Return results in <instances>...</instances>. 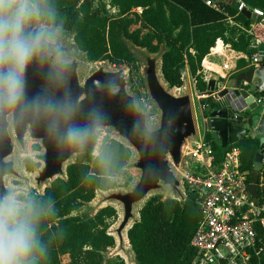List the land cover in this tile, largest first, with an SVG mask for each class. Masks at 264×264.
<instances>
[{
    "label": "trees",
    "instance_id": "16d2710c",
    "mask_svg": "<svg viewBox=\"0 0 264 264\" xmlns=\"http://www.w3.org/2000/svg\"><path fill=\"white\" fill-rule=\"evenodd\" d=\"M36 2L39 7H47L42 13L49 25L74 34L77 48L86 54L90 63L109 62L116 68L126 66L136 74L139 67L129 46L132 44L151 54L163 53L162 72L171 88H182L184 74L189 70L202 93L208 89L200 76L205 66L225 71L223 65L206 63V59L219 40L226 41L229 32L236 33L239 29L231 27L229 21H236L248 31L251 29L253 21L239 12V3L264 13V0H218L217 8L209 7L206 0H112L118 9L117 16L110 15L103 7L93 9L89 2L79 8L80 0ZM136 9H141L142 13H134ZM48 12L54 13V18H49ZM138 23L148 30L146 34L132 30ZM263 23H257L255 33L264 42ZM253 38L245 31L239 32L236 41L231 42L232 47L237 52L248 53ZM246 68L248 65L240 61L236 71ZM207 139L213 147L211 164L218 166L224 161L228 148L218 145L212 133H208ZM261 139L248 137L236 144L241 149L242 170L250 179ZM94 148L95 142L89 154L78 157V162L68 168L66 180H57L43 196L26 200L43 209L38 233L45 253L38 264H62L64 255L70 256L72 264H110L104 255L116 246V239L109 230L111 222L118 220L117 210L107 207L88 219L72 215L83 203H91L97 191L114 188L112 178L123 173L132 152L111 139L104 141L98 157L92 155ZM32 165L29 161L27 169L31 170ZM257 196L264 197V170ZM188 198L182 204L156 196L145 204L140 220L128 233L137 264H192L196 253L191 242L202 213L195 197L189 195ZM259 234L262 240L258 252L260 263L264 264L263 227L259 228Z\"/></svg>",
    "mask_w": 264,
    "mask_h": 264
},
{
    "label": "water",
    "instance_id": "95a60500",
    "mask_svg": "<svg viewBox=\"0 0 264 264\" xmlns=\"http://www.w3.org/2000/svg\"><path fill=\"white\" fill-rule=\"evenodd\" d=\"M40 8L42 12L47 9L46 6ZM243 14L253 22L262 21L248 10ZM46 22V19L39 23L34 20L28 30L33 31ZM53 43L58 46L59 56L53 53L43 60L37 59L26 70L24 101L15 108H0V201L11 195L7 178L18 175L13 159L17 147H25L28 140L43 147L44 153L36 157L44 164L38 184L60 177L66 180L71 166L68 163L74 157L91 152L100 128L114 129L139 156L136 164L141 171L139 183L133 191L111 197L124 209L123 221L116 231L123 250L124 233L128 240L130 229L140 220L141 205L152 192L169 194L168 199L182 204L187 202L183 178L189 169V148L198 141V128L212 133L214 141L223 149L248 137H262L249 186L252 195L257 196L264 170V65L240 72L235 80L226 81L219 99L212 101L208 108H198L195 113L191 93L179 95L166 82L162 72L163 53L153 56L147 50L134 47L146 61L147 87L161 113L160 125L153 130L148 115L138 109L135 98L128 92L125 70L115 72L101 67L82 82L80 66L82 58L88 61L86 54L81 52V59L67 57L72 48L79 49L74 42L64 44L62 36ZM216 86L217 79H212L208 92H215ZM37 98L53 103L71 102L75 112L65 120L56 113L25 107ZM149 115H156V111L151 110ZM54 122L61 132L75 126L87 128L88 135L82 143L67 144L50 131Z\"/></svg>",
    "mask_w": 264,
    "mask_h": 264
},
{
    "label": "built area",
    "instance_id": "2783aa9c",
    "mask_svg": "<svg viewBox=\"0 0 264 264\" xmlns=\"http://www.w3.org/2000/svg\"><path fill=\"white\" fill-rule=\"evenodd\" d=\"M86 2L91 3L93 9L103 7L112 16L118 14L112 0H80L78 7ZM217 2L206 0L212 8H217ZM238 10L240 13L248 10L264 22V13L260 10L250 9L242 2ZM253 50V55L247 59L250 68L263 66L264 51L254 46ZM223 89L225 84L217 83L215 92L205 95L217 101ZM208 133L202 129L198 141L189 148V169L183 178L187 197H195L202 213L191 242L196 253L192 264H261L258 245L262 240L259 228H264V197H255L250 192L251 179L242 170L241 149L236 145L228 148L220 165L211 164L213 147L207 139ZM262 163L264 165V159Z\"/></svg>",
    "mask_w": 264,
    "mask_h": 264
},
{
    "label": "clouds",
    "instance_id": "9594fccd",
    "mask_svg": "<svg viewBox=\"0 0 264 264\" xmlns=\"http://www.w3.org/2000/svg\"><path fill=\"white\" fill-rule=\"evenodd\" d=\"M42 13L36 0H0V108H15L24 101L25 72L37 59L43 60L55 53L54 32L49 25L29 31L28 26ZM54 18V13H46ZM27 109L62 115L70 119L75 112L71 102L53 103L37 98ZM99 120V117H96ZM50 131L61 136L67 144L82 143L87 128L69 126L61 132L54 122ZM48 212L51 206L48 205ZM43 209L33 202H22L14 195L0 201V264H38L45 253L38 233Z\"/></svg>",
    "mask_w": 264,
    "mask_h": 264
},
{
    "label": "rangeland",
    "instance_id": "374dc122",
    "mask_svg": "<svg viewBox=\"0 0 264 264\" xmlns=\"http://www.w3.org/2000/svg\"><path fill=\"white\" fill-rule=\"evenodd\" d=\"M134 13L141 14L142 10L136 9L134 10ZM35 20L38 21V23L44 20L43 14L37 17ZM45 25L49 24L46 22ZM49 26L53 29L54 32V42L57 41L59 36H62V41L64 44L68 45L74 42L73 33L67 32L56 25ZM132 30H141L144 34L148 32V30L141 23H138L137 25L133 26ZM129 46L131 47L132 53L139 67V71L136 74H132L129 68L126 66L116 68L112 66L109 62L90 63L89 61L82 58L83 54L79 52L76 48H72V51H70L67 57L78 59L82 58V63L80 66V77L82 82H85L87 78H89L94 72L99 70L101 67H106L108 70L115 72L121 69L125 70L128 92L132 97L135 98L138 109L148 115L149 126L151 129L154 130L157 129L160 125L161 113L159 112L155 102L152 100L147 87V64L145 59L138 52V50L134 48L135 46H133L132 44H129ZM153 56L157 55L153 54ZM187 78H189L188 80L189 82H191L190 86H193L192 92H194L195 94V87L197 86L196 79L193 80L189 76H187ZM183 88H185V92H189V86ZM195 100L196 102H198L197 96L193 97L197 112L198 104L195 102ZM151 110H155L156 115H149V112ZM106 139L116 140L124 144L131 150L132 158L128 162L123 173L117 177L112 178V183H114V188L112 190L97 191L94 200L91 203H83L82 206L78 208V210L75 211L72 216L80 219L94 218L102 209H105L107 207L115 208L118 213V220L111 222V228L109 230V233L115 237L116 246L104 255L105 261L109 262L110 264H137L135 254L132 251L129 241L127 240V233H124L126 235V243L124 250L121 249L116 231L118 230L123 221L124 209L119 202L112 200L111 197L112 195L129 193L133 191L136 185L139 183L141 178V171L136 167V164L139 160V156L135 149H133L127 141L120 138L114 129L100 128L97 131L95 138V148L92 153L94 157H98L100 155L101 148ZM43 153L44 150L41 144L32 140H28L25 147L23 148L17 147L13 159L16 163V171L18 175L10 176L7 178V188L11 192V195H14L16 199L22 202H26V200H29L36 195L43 196L45 190L49 186H51L55 180L63 179L60 177L55 179L54 181H49L48 183L38 184L39 173L44 168V164L37 160L36 157L42 155ZM29 161L33 164L31 170L27 169ZM77 162L78 158L74 157L68 163V166L76 164ZM156 196H161L163 199L170 198L169 194H162V192L160 191L152 192L147 198V200L142 203L141 207L143 208L147 201ZM141 207L139 208V210L141 209ZM61 262L62 264H72L69 255L62 256Z\"/></svg>",
    "mask_w": 264,
    "mask_h": 264
},
{
    "label": "crops",
    "instance_id": "0c3cea01",
    "mask_svg": "<svg viewBox=\"0 0 264 264\" xmlns=\"http://www.w3.org/2000/svg\"><path fill=\"white\" fill-rule=\"evenodd\" d=\"M229 23H230L231 27L236 28L235 26H237V28H239V29H237L236 33L229 32L228 35L226 36V41L219 40L216 44V47L211 50L210 55L206 59V63L214 62L219 67H222V65H223V69L225 68V71L222 69H220L219 71L210 70L208 66H205V68L200 73V76H202V79H206V81H204V82L207 85H209L207 82L209 80H212V79H217V83H223V84H225V82L228 80H230V81L235 80L240 72H243V71L250 69V63L248 62L247 59H249V57H251V55H253V53H254L253 46L259 47L261 50L264 51V42L258 36H256V33H255V27H256L257 23H263V21L253 22L251 25V29L249 31L246 30L244 27L240 26L239 24H237V22L234 20H230ZM243 31L247 32L248 34L252 35V37H254L252 42H251V46L249 48L248 53H240V52L235 51L232 47V44H231L232 41H236V39L239 36V32L241 33ZM221 61H223V62H221ZM240 61H243L244 63H246L248 65V68H246L244 70L236 71L238 63ZM187 76L191 77L194 80V77L191 75L190 71L188 70L184 74V77H183V81H184L183 87L189 86L190 87L189 92L191 93V95L193 97L197 96L198 102H196V100H195V102L198 104V108H200L204 104L205 105L211 104L213 100L208 99L205 95L208 92V89L205 93H202L198 90V88H196L197 87L196 86L195 87L196 93L194 94V92H192L193 86L192 85L190 86L191 82H189V80H188L189 78H187ZM224 77H226V78L224 79ZM183 87L182 88H174V91L176 93H178L179 95H183V94H185V88H183ZM186 89H188V88H186ZM193 103H194V101H193ZM194 108H195V103H194ZM196 109L197 108H195V113H196ZM201 134H202V129L198 128V138Z\"/></svg>",
    "mask_w": 264,
    "mask_h": 264
}]
</instances>
